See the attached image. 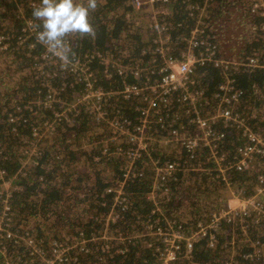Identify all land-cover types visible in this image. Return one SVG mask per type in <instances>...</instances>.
Instances as JSON below:
<instances>
[{
  "label": "trees",
  "instance_id": "trees-1",
  "mask_svg": "<svg viewBox=\"0 0 264 264\" xmlns=\"http://www.w3.org/2000/svg\"><path fill=\"white\" fill-rule=\"evenodd\" d=\"M254 1L212 0L208 5L203 20L219 58L264 62V17L252 11ZM198 5L201 0H171L154 17L150 7L136 9L131 0H95L87 17L91 30L63 37L68 48L65 61L23 32L27 20L39 33L43 31L41 20L33 16L39 0H0V36L9 39L8 48H0V225L12 233L11 238L0 236V243L15 264H39L38 256L48 258L54 243L70 248L67 264H157V250L163 245L147 234L149 223L156 228L170 223L188 232L228 203V187L209 158L210 148L200 143L190 155L172 135L176 129L188 139L198 137L193 113L180 94H174L167 107L151 111L149 151L124 176L126 152L135 144L132 133L139 125L136 110L143 102L125 99L120 92L126 85L142 83L143 78L135 79L132 73L138 63L152 62L154 56L158 63L162 61L152 53L156 26L170 36L168 55L181 59L184 39L199 17L191 14V7ZM166 9L169 15L160 12ZM46 53L50 58L44 60ZM74 61L93 73L95 88L104 94L100 110L80 101L85 86L70 71L69 62ZM228 73L241 92L239 102L230 109L254 132L264 135V68L239 66ZM225 81L223 72L214 66L195 71L192 88L201 94L198 108L204 116L217 109V94ZM48 95L51 107L39 108L38 102ZM62 113V118L56 116ZM214 129L224 134L219 153L228 163L234 162L245 138L221 122L214 123ZM153 161L177 162L179 167L159 193L162 198L156 199L159 211L155 216L156 205L150 199ZM259 174H264V158L250 172L232 170L226 177L234 190L248 197L253 195ZM120 187L124 204L116 200ZM112 210L119 218L108 224ZM105 230L112 238L109 242L101 238ZM221 230L216 249L208 248L203 240L196 244L198 263L226 264L232 256L236 264L264 263V226L255 233L234 230L236 238L249 240L235 254L223 247L231 237V227ZM139 233L142 236L133 239ZM27 238L36 243L38 254L22 245ZM85 240L89 243L81 245ZM257 241L260 255L250 261L244 256L252 253L249 246ZM176 264L186 261L180 258Z\"/></svg>",
  "mask_w": 264,
  "mask_h": 264
},
{
  "label": "built area",
  "instance_id": "built-area-1",
  "mask_svg": "<svg viewBox=\"0 0 264 264\" xmlns=\"http://www.w3.org/2000/svg\"><path fill=\"white\" fill-rule=\"evenodd\" d=\"M202 5H198L192 8V13H198L199 17L197 23L191 27L188 36L184 39L186 44L185 51L181 55V59L177 60L170 55V36L165 35L163 29L157 28V34L153 40L156 45L155 53L162 61L157 57H153L152 62H140L132 69V73L135 79L143 78L141 84L126 85L120 94L125 99L139 98L143 105L137 108V112L140 114L139 125L134 128L132 136L134 137L135 144L131 147L127 153V163L125 165L126 174L129 175L132 171V166L135 161L142 157L143 152L149 151L147 142V132L150 128L151 111H157L169 105V101L174 94H180L182 101L189 107V112L193 113V123L196 126L198 137L191 140L182 136L179 130L174 129L172 135L175 141L181 142L188 149L190 155L194 154L196 148L200 143H204L205 146L210 148V160L218 168L219 173L223 176L225 183L228 187L231 198L228 203L220 210L214 212L208 221L198 222L197 226L191 231L185 232L184 228L177 227L168 223L167 227L156 228L151 223L145 227L147 234L154 235L158 238V241L163 245L162 250L158 249L159 262L157 264H176L182 258L186 261V264H200L195 258V246L203 240L206 242L207 247L214 250L220 244L219 236L222 232L221 228L224 226L231 227V237L228 238L227 244L233 254L236 253V248L240 244L248 245L249 240L247 237L236 238L234 230L241 228L242 230H249L251 233L258 232L262 226H264V174H259L257 177V185L254 189L252 196H243L242 191L234 190L233 184L226 177V173L229 171H235L237 173L250 172L254 169L255 164L261 158H264V135L254 132L247 124V121L242 119L238 114H235L230 107L237 104L241 97V92L236 87L235 82L230 78L229 71L239 66L245 69H260L264 68V62L259 58H250L245 62L227 61L218 57L216 52V45L209 41L207 35V24L205 20V13L208 5L212 0H201ZM171 0H131V4L136 9H143L150 7L155 13L154 17H157L156 12L164 5L169 6ZM36 5V4H34ZM157 8V9H156ZM252 11L259 13L261 17H264V0H256L252 5ZM163 12L164 15H169V11L166 9ZM149 27H152L150 24ZM264 29V24H263ZM25 34L35 37L37 42H42L38 39V30L31 20L26 21V26L23 28ZM9 39L6 36H0V48L6 50L8 48ZM34 45L31 46L33 48ZM54 57H58L53 55ZM48 53L43 56L44 60L49 59ZM60 58V57H59ZM72 66L70 71L78 76L85 86V92L81 97L82 104L88 108L97 107L100 110L101 101L104 99L102 91L95 88L93 84V73L91 70L83 65H80L77 61L69 62ZM207 65L214 66V68L220 69L226 81L221 84L220 91L217 94L218 105L217 109L211 114V116H204L202 111L198 108L201 102V94L194 91L192 86L194 85L193 77L195 71L199 67ZM153 70V71H151ZM121 74L123 72H120ZM51 99V100H50ZM52 105L51 96H47L45 100L38 102L39 108H49ZM98 110V111H99ZM63 114H56L59 118L63 117ZM100 115V114H99ZM221 122L225 126H231L237 134L245 138L243 144L240 146L237 157L234 162L228 163L226 156L219 153L220 146L223 143L224 134L217 133L214 129V123ZM120 151V149H119ZM178 163H166L161 164L158 161H153L154 181L152 193L150 199L157 204V197L162 198L161 190L166 186L169 180L174 176V172L178 170ZM120 187L116 190L117 198L120 204H124L126 200L123 198V190ZM108 193H112V190H108ZM232 199L235 200V204H232ZM9 208L6 207V210ZM159 211L158 205L154 209L152 216H155ZM119 216L112 210L107 217V223L116 222ZM248 233V231H247ZM11 231L8 226L0 225V236L11 238ZM142 234L135 235L133 239H138ZM264 236V235H263ZM120 240H123L122 236H119ZM96 237L92 238L90 242H93ZM102 240L109 242L112 238H109L107 230L102 234ZM22 245L26 246L32 254H38L36 243L27 238ZM19 243V241H18ZM89 241H83L81 245H85ZM260 243L250 245L252 253L245 255L244 257L250 261H253L260 254ZM86 247V246H85ZM52 254L46 258L40 257L39 264H67L69 261L70 248L63 244L54 243L52 246ZM39 253L40 250H39ZM31 254V257H32ZM47 259L48 261L44 262ZM0 260L1 264H15L10 257L6 249L0 243ZM230 262L226 264H236L233 256L229 258ZM264 264V263H263Z\"/></svg>",
  "mask_w": 264,
  "mask_h": 264
},
{
  "label": "clouds",
  "instance_id": "clouds-1",
  "mask_svg": "<svg viewBox=\"0 0 264 264\" xmlns=\"http://www.w3.org/2000/svg\"><path fill=\"white\" fill-rule=\"evenodd\" d=\"M95 0H39L33 16L41 20L43 31L38 34L53 55L67 60L68 48L63 37L69 33L89 32L88 10Z\"/></svg>",
  "mask_w": 264,
  "mask_h": 264
},
{
  "label": "rangeland",
  "instance_id": "rangeland-1",
  "mask_svg": "<svg viewBox=\"0 0 264 264\" xmlns=\"http://www.w3.org/2000/svg\"><path fill=\"white\" fill-rule=\"evenodd\" d=\"M36 138H37V137H36ZM40 138H41V137H38V139H40ZM38 142H39V140H38ZM32 143H33V142H32ZM30 147H31L32 150H33V149L35 150V148H34L33 146H30ZM7 184H9V183H7ZM227 195H230V193L228 192ZM231 197H232V196L230 195V198H231ZM26 240H27V239H25L24 241H26ZM31 260L34 261V259H32V258H31ZM46 261H48V260L45 259L44 262H46Z\"/></svg>",
  "mask_w": 264,
  "mask_h": 264
},
{
  "label": "crops",
  "instance_id": "crops-1",
  "mask_svg": "<svg viewBox=\"0 0 264 264\" xmlns=\"http://www.w3.org/2000/svg\"><path fill=\"white\" fill-rule=\"evenodd\" d=\"M228 192H229V190H228ZM230 195H231V194H230ZM230 195H228V196H229V198H230ZM231 203H232V204H235V200H234V199H232Z\"/></svg>",
  "mask_w": 264,
  "mask_h": 264
}]
</instances>
